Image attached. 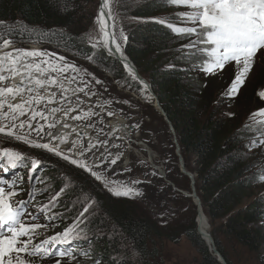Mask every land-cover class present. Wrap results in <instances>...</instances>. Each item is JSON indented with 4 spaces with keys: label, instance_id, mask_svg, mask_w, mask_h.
Segmentation results:
<instances>
[{
    "label": "trees",
    "instance_id": "obj_1",
    "mask_svg": "<svg viewBox=\"0 0 264 264\" xmlns=\"http://www.w3.org/2000/svg\"><path fill=\"white\" fill-rule=\"evenodd\" d=\"M99 5L100 0H0V45L3 39H12L15 42L9 48L49 47L64 56L85 61L107 75L112 85L134 93L135 102L142 101L155 112L154 97L142 90L140 82L132 79L123 64L101 46L93 49L90 40ZM111 7L117 39L139 74L151 85L173 125L187 170L194 175L215 246L227 264H236L230 249L243 251L257 264H264V144L249 150L248 134L241 131L248 124L250 114L264 109V99L258 94L264 92V84L256 73L250 74L238 95L231 99L223 96L238 72L232 62L222 71L206 75L197 70L199 65H194L188 53L182 50L188 39L153 22L172 21L175 13L192 9L175 8L168 0H111ZM121 32L127 36L126 43L120 37ZM9 48L0 47V52ZM168 164L167 178L190 190L188 177L176 173L185 187L174 180L177 158ZM43 165L38 184L43 185L44 180L50 178L53 186L57 185L54 192L66 194L50 211L46 207L50 199L42 198L45 193L39 194L28 207L24 222L40 225L33 233L30 247L68 228L71 224L66 226V223L71 217H63L60 223L55 219L86 196L103 201L101 211L95 215L99 221L96 227L105 225L112 236L101 237L93 230L81 233L80 246L73 253L75 258H34L35 264H56L57 260L60 264H163L157 240L177 242L181 237L195 248L201 264H220L197 234V208L191 199L185 197L192 202L190 224L166 236L173 229L159 226L144 216L129 201L131 198L114 197L87 174L71 167L66 171L78 176L66 184L67 172L51 169L49 163ZM25 167L32 168V165ZM11 170L2 177L11 174ZM26 177L31 174L19 169L18 175L8 181L17 183L16 180L21 179L24 182ZM65 185L70 189L64 190ZM13 190L18 192L13 197L16 206L19 201L30 198L31 191L25 183ZM39 191L41 193V188ZM39 206L48 210L43 218L28 221V213L35 214L33 210ZM53 213L58 215L49 219Z\"/></svg>",
    "mask_w": 264,
    "mask_h": 264
},
{
    "label": "rangeland",
    "instance_id": "obj_2",
    "mask_svg": "<svg viewBox=\"0 0 264 264\" xmlns=\"http://www.w3.org/2000/svg\"><path fill=\"white\" fill-rule=\"evenodd\" d=\"M98 8L97 17L99 16ZM112 11L111 7V17ZM113 25L115 31V24ZM92 33L93 36L90 40L91 44H95L97 41L101 42L102 35L98 18ZM118 42L120 43L119 40ZM15 49L53 53L55 55L49 57L53 66L59 67L60 65L65 64L75 66L77 69L76 71L69 68L66 72H50L47 71V65H42V67L45 68L44 72H47V77L56 79L57 87L60 88V84H63L64 81H68L73 85L75 89V96L77 98L73 100L71 98L70 101L63 99L64 96L61 93L62 90H60V93L57 96L64 102L63 106L66 104L69 108L73 105L76 106L75 108L77 111L73 113L72 117L74 119H76L77 116L81 117V119H76L75 121L84 127H88L92 131L97 147L92 148L91 151H86L90 145L85 144V142L82 141V146L79 149L80 152L77 154L74 150L70 151L69 149L62 150L58 148L62 153L64 152V155L69 156V160H65L62 156H57L54 152H49L46 149L25 144L23 141L16 139V135H27V138L31 140L33 144H44L48 139V131H50L49 129L46 131L47 127L44 125V119L42 120L37 118L35 121H31L34 129L43 125V132L39 136H37L34 131L29 134L27 128L21 131L19 128L13 130L10 127H5V131L0 133V151L13 150L22 154L24 159L18 162V165L22 166L12 169V173L6 176L4 175L3 178L11 181L13 177L18 175L19 169H25L26 174H31V177H26L24 182H21V179H17L16 186H20L25 183L27 189L29 188V191H32L34 188L35 199L39 194L44 193L45 196L42 197L43 199H51L57 194H59V199H64L65 197L63 196H65L66 193L63 194L54 192L57 185L53 186L50 178L45 179L43 185L38 184L37 178L42 175L44 169L43 163H49L51 169H53L52 167H55L58 171H65L68 173V175L66 174L68 176L66 184H68V182L72 183V180H74L73 178L78 176V173H70L66 171L69 167H71L84 172L89 176L91 181H94L101 188L108 191V188L105 187L101 181L95 180L91 172L78 168L76 165L71 163V160L78 159L81 162H87L92 172L100 173L107 178L115 179L117 181L126 180L131 187L140 189L142 194L129 199V201L136 208H139L140 211L144 213V216L148 217L150 220L152 219V221H155L159 226L173 229V232H165L166 234L162 233L163 235L165 234L167 236L175 233V231H177L181 226H188L193 215V201L191 202L189 199H186L183 194L170 187L169 184L161 177L159 170L150 166L146 159V154L143 153L135 143L131 142V146H128V143L125 140H121L119 138V133L117 131L114 134H110V128H108L109 123L116 118L125 120L129 127L132 128L131 132L133 133L132 136L134 139L136 141L146 143L154 153H157H155L156 166L162 168L165 172L168 171L167 166L170 167L168 164L169 161L176 157L177 169L179 171L174 170V176L176 175L174 180L177 181L178 177L176 173L179 174L180 172L181 175L183 174L179 166L176 147L173 142V135L160 113L157 110H155V112L152 111L142 101H140V104L135 102L133 99H137V96L134 93L122 90L112 85L107 75H105L101 70H97L96 68L88 65L85 61L75 60L69 56H64V54H60V52H57L49 47L41 48L17 46L5 50V53L14 52ZM58 57H64V59L58 61ZM33 59L37 63V61L41 58ZM232 64L235 66V71H239V67L236 66L234 62H232ZM254 73L257 74L258 79H260L261 83L264 84V49H260L257 52L247 77H250L249 75ZM260 74H263V76L259 77ZM73 77H75V79H73ZM97 80L100 81L99 84L96 83ZM5 82H7V80H5ZM80 89H83V91ZM26 95L27 99L39 101V99H34L36 98L35 95H38L37 93H28ZM2 99L5 103L10 102L14 104V101L17 98L13 99L12 96H5ZM33 111H43L44 114H46V105L43 106L39 103H34L33 106L31 105V110H29V106H27V115L18 116L16 123L19 124L20 122H28ZM5 113L9 114V116L11 114L10 110L7 108L0 110V115ZM109 113H111V115H109ZM10 123V119L0 120V126H5ZM9 131H13V135H8L7 133ZM105 140L107 141L106 145L103 143ZM82 151L84 152L83 155H81ZM93 153H95V155H93ZM117 156L119 158L117 159L115 165L110 166L109 172L102 171L103 168H108L109 164H102L100 168L96 167V165L101 164V161L104 158H107L110 162L111 159L116 158ZM33 160L41 161L40 166L36 168L35 172L32 171L31 167H28L27 169L25 167L27 164L32 165ZM114 172L122 173V175L112 176V173ZM37 173L39 175H37ZM2 175L3 170H0V176ZM168 180L171 181L170 179ZM133 181H141L142 183L134 184L132 183ZM178 181L180 186L185 187L184 182L181 179ZM171 182L174 183L173 181ZM111 186V184L108 185V187ZM176 187L182 191H189L179 187L178 185H176ZM40 188L41 193L39 191ZM68 189H70L69 185H65L64 190ZM87 202L88 201L84 198H82V201L80 202L76 201V206H73L72 209L69 208L65 214L59 215L55 220L57 223H60V220H62L63 217L68 216L71 217V221L67 222L66 226H69L70 224L72 225L74 218L79 215L80 211L87 204ZM91 210L92 209L89 208V212H91ZM33 211L35 214L32 215H38L41 214V212L44 213L48 210L45 206H39ZM87 215L88 214L85 213V216ZM41 218H43V215H41ZM28 221L31 222L34 220L30 219L28 216ZM98 222L99 221L96 216L91 217L88 225H80L81 228H84V231L81 233L93 230V232H95L98 236L111 237L112 235L109 232V228L105 225H99L96 227ZM76 230L79 231V229ZM157 244L161 252L160 260L163 264H201L200 255L185 237H181L177 242H172L170 240H157ZM229 252L236 264H257L251 256L247 255L243 251L230 249Z\"/></svg>",
    "mask_w": 264,
    "mask_h": 264
},
{
    "label": "snow or ice",
    "instance_id": "obj_3",
    "mask_svg": "<svg viewBox=\"0 0 264 264\" xmlns=\"http://www.w3.org/2000/svg\"><path fill=\"white\" fill-rule=\"evenodd\" d=\"M168 2L175 8H190L193 11L175 13V18L172 21L156 20L153 22L165 25L176 36H183L188 39L189 42L186 45H182V50L188 53L194 65H199L197 70L203 71L206 75L222 71L227 64L234 62L239 67V71L231 85L222 93L223 96L229 99L234 98L238 95L240 87L243 86L257 52L260 49H264V0H168ZM103 7H108V5L105 3ZM108 15L111 17V11ZM98 22L102 25L101 30L104 34V40L102 44L99 41L93 44V49L95 50L98 46H103L106 47L109 56L122 57V46L117 42L114 25L113 31L109 32L103 10L99 13ZM110 37L111 44L109 43ZM120 37L125 43L127 42V36L123 32L120 33ZM14 42L12 39H3L0 47L9 48ZM54 55L53 53L25 49H15L14 52H8L6 56L0 57V82L14 78L15 75L20 74L15 66L24 57L41 58L35 65H27L29 80H31V69L33 67H35L37 72L42 73L45 71L42 65H47V71L50 72H66L69 68L73 69V71L77 70L71 64L60 65L59 67L53 66L49 57ZM63 59L64 57L57 58L58 61ZM8 60L11 63L5 65L4 61ZM124 68L128 70L133 80L137 79L130 65L124 63ZM3 72H11L13 76L6 77ZM56 83V79L53 78L51 84L55 85ZM96 83L99 84L100 81L97 80ZM141 83L142 90L147 91L148 85L143 84V82ZM35 84L41 87L44 86L43 81L40 79H36ZM80 90L83 91V89ZM35 91L36 89L27 87L24 81L15 88L0 87V110L7 108L11 113L10 116L7 113L0 115V120L10 119L11 121L10 124L0 126V133L5 131V127H10L13 130L19 128L21 131L27 128L29 134L34 131L37 136L43 132V125L34 129L31 122L37 118L42 120L47 119L43 111H33L28 122L16 123L18 116L27 115L26 105L31 110V105L39 103V101L28 99L23 103L13 104L10 102L5 103L2 99L5 96H12L15 99L17 95L25 92L33 93ZM258 94L264 99V92ZM40 99L42 100L43 98L41 97ZM48 102L52 103L53 101ZM58 110L57 108H53L52 112L55 113ZM250 116L248 124L241 130L248 134L250 142L247 147L249 150L264 144V109L257 110V112L250 114ZM76 119H81V117L77 116ZM51 126L49 125V127ZM7 134L13 135V131H9ZM16 139L23 141L25 144L54 152L57 156H62L63 159L69 160V156L64 155L58 148L52 147L48 143L33 144L27 138V135H16ZM103 143L106 145L107 141L105 140ZM95 147L97 145L92 144L86 151H91ZM83 154L84 152L82 151L81 155ZM118 158L117 156L111 159L110 162L107 158H104L101 164L96 165V167L100 168L102 164H109L108 168L102 169L103 172H109L110 166L115 165ZM23 159L24 157L19 152L13 150L0 151V169H3V173L6 174L9 172V169H16L18 166H22L18 165V161H22ZM3 161H6V164ZM40 163L41 161L39 160L32 161L33 172L40 166ZM71 163L78 168L91 172L95 180L101 181L114 197L133 198L142 194L140 189L131 187L126 180L117 181L107 178L100 173L92 172L87 162L73 159ZM37 175L39 174L37 173ZM118 175H122V173H112V176ZM132 183L138 184L142 182L133 181ZM109 184L112 186L108 187ZM15 187V182L10 183L7 179L0 176V264H35L34 258H75L73 253L80 246V233L84 231V228H81L80 225H88L91 217L101 211L103 201H96L94 196H86L85 199L88 202L82 208L79 215L74 218L72 225L62 233L56 234L33 248L30 247L33 242V233L40 225H26L24 217L28 207L35 199V189L33 188L30 192L28 200L19 201L18 206H16L13 202V197L18 195V192L13 190ZM58 199L59 194L49 200V204L46 206L49 211L53 207L58 206L56 204ZM93 204H95L94 207ZM89 208L92 209L91 212H89ZM85 213L88 215L85 216ZM43 214V212L38 215L28 213V216L32 220H39ZM57 215L53 213V217H49V219ZM76 229H79V231ZM22 237H27V239H21ZM88 243L90 244L91 241H88ZM46 245H50L51 247H46ZM56 264H60V260H57Z\"/></svg>",
    "mask_w": 264,
    "mask_h": 264
},
{
    "label": "bare ground",
    "instance_id": "obj_4",
    "mask_svg": "<svg viewBox=\"0 0 264 264\" xmlns=\"http://www.w3.org/2000/svg\"><path fill=\"white\" fill-rule=\"evenodd\" d=\"M105 3L108 5V7H103ZM101 10H103L105 13V20L108 25L107 30L110 31V28L113 30V24H114L113 19L111 18L112 19V22H111L107 18V13L109 14V12L111 11V0H100L99 13ZM99 25L101 29L102 28L101 23H99ZM101 35H102L101 37V44H102L104 40V34L102 30H101ZM117 42H118V39H117ZM109 43L111 44V38H109ZM104 48L106 49V47ZM6 55L7 53H2L0 54V57L6 56ZM116 57L124 59V56L122 57L116 56ZM10 63H11L10 60L4 61L5 65H9ZM28 64L35 65L36 61L33 58H29V57L22 58L20 60V63L15 66L20 72V74L15 75L14 78L6 79L7 82L5 81L0 82V87L15 88L19 86L22 81H24L27 87L36 89V91L33 93H37L38 95H35L36 98L34 99H39L40 105H43V106L46 105L45 116L47 117V119H44V125H46L47 127L46 131H48V129L50 131H48L49 132L48 139L45 141V143H48L50 146L60 148L62 150H67V149L71 151L74 150L76 154L80 152L79 149L82 146V141H84L85 144H89V145L95 144L92 131L88 127H84L80 125L79 123H77L75 121L76 119L72 117L73 113L77 111V109L75 108L76 106L73 105L69 108L66 104L64 105L65 106L64 107L63 106L64 102L61 101L62 99L58 98L57 96L60 93V90H62L61 93L64 96L63 99H67L68 101H70L71 98L72 100L77 98L75 96V89L73 85L68 81H64L63 84H60L61 85L60 88L57 87V83L55 85H52L51 84L52 79L47 77L46 75L47 72L46 73L37 72L35 67L31 69V80H29L28 78L29 69L27 68ZM132 71L134 70L132 69ZM3 74L6 77L13 76V73L11 72H3ZM36 79L42 80L44 86L41 87V86L36 85L35 84ZM26 94H28V92L17 95L15 97L17 99H15L14 104L23 103L25 100H28ZM41 97L43 98L42 100L40 99ZM48 101H53V102L49 103ZM53 108H57L59 110L53 113L52 112ZM26 109H27V105H26ZM49 125H52V126L49 127ZM108 128H110V134H114L117 131L119 133V138L121 140H125L128 143V146H131V142L135 143L140 148V150L146 154V159L148 163L150 164V166L152 168H154L153 165L156 166L155 158H156L157 153L155 152L156 153L155 154L153 150L146 143L142 141H136L134 139V137L132 136L133 133L131 132L132 128L129 127V125L125 122V120L116 118L115 120H112L109 123ZM163 171L164 170L160 168V171H159L160 175L163 173ZM196 223H197L199 232L203 235V238L205 239V242L209 243L208 235L211 234V229H210L208 218L204 213L203 207H202V211H200L199 214L197 215Z\"/></svg>",
    "mask_w": 264,
    "mask_h": 264
},
{
    "label": "water",
    "instance_id": "obj_5",
    "mask_svg": "<svg viewBox=\"0 0 264 264\" xmlns=\"http://www.w3.org/2000/svg\"><path fill=\"white\" fill-rule=\"evenodd\" d=\"M107 18H108V20H110L112 22V19H111L112 17H109L108 13H107ZM111 31H113V30L110 28L109 32H111ZM101 47L107 52V50L103 46H101ZM122 52H123L124 59L118 58L116 56H113V57L118 59L123 64V66H124V63H127L128 65H130V67L134 70L133 73H135V75L137 77V80L140 82V84L142 85L141 82H143V84H147L148 85L147 91L155 99L154 107L160 113V115L164 118L165 122L167 123V125L169 127L170 132L173 135V142H174L175 147H176V153H177L178 160H179V166L181 168L182 174L187 176L188 179L190 180V191H182V190L178 189L175 186L174 183H172L171 181L168 180L165 171H163V173L161 174V177L169 184L170 187H172L174 190H176L177 192L183 194L185 197H187V198H189V199H191L193 201V203L195 204V206L197 208V215H198L199 212L202 211V201H201V198L199 197V195L197 193V190H196V186H195L196 185V181H195L194 175L187 170L186 164L184 162V158H183V156L181 154V148H180V145L178 143V140H177L173 125L170 122L167 114L165 113V111L161 107L159 100L157 99V97L155 96V94H154V92H153V90L151 88V85L139 74V72H138L137 68L135 67V65L131 62L129 57L126 55L123 46H122ZM125 70L129 74L128 70L127 69H125ZM153 167L160 171V167L154 166V165H153ZM197 234L205 241V239L203 238V235L199 232L198 229H197ZM208 239H209V243L206 242V244L209 247L210 252L213 255V257H215L220 264H227V262L225 261L224 257L221 255V253L218 251L217 247L215 246V242H214V239L212 238L211 234L208 235Z\"/></svg>",
    "mask_w": 264,
    "mask_h": 264
}]
</instances>
